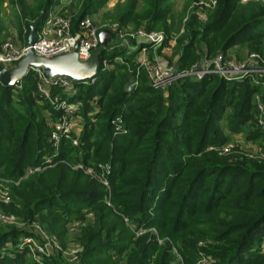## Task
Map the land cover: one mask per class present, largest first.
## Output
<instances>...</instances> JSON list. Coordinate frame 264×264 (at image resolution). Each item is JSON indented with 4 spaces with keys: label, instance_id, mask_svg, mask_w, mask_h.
<instances>
[{
    "label": "trees",
    "instance_id": "obj_1",
    "mask_svg": "<svg viewBox=\"0 0 264 264\" xmlns=\"http://www.w3.org/2000/svg\"><path fill=\"white\" fill-rule=\"evenodd\" d=\"M58 1L8 0L23 44L30 26L37 23L38 30ZM108 1L76 0L72 28ZM171 1L123 0L104 18L167 35L183 28L174 50L179 69L198 59L202 47L208 54L234 45L264 53V2L217 0L202 23L194 12L186 14L194 0L177 14ZM3 31L0 22V38ZM105 51L99 58L111 63L125 54L115 48L106 57ZM125 59L132 64L133 56ZM131 77L124 64L108 70L100 66L93 83L77 84L69 101L79 102L76 115L83 119L78 142L62 137L58 152L48 140L50 128L41 111L60 112L40 97L35 72L30 69L18 87L0 84V180L11 193L0 209L26 224L24 229L0 225V248L23 235L36 236L35 223L65 250L71 241L67 224L77 220L78 259L70 261L59 251L45 256L44 264H198L201 255L211 256L213 264H264V160L206 149L227 142L225 130L259 138L264 148L252 102L256 87L208 75L178 79L163 92L152 88L144 73L128 93ZM117 116L124 132H115ZM78 164L98 174L108 165L109 191ZM35 167L41 169L26 175ZM88 213L92 220L87 222ZM11 251V258L0 254V264L25 256Z\"/></svg>",
    "mask_w": 264,
    "mask_h": 264
},
{
    "label": "built area",
    "instance_id": "obj_2",
    "mask_svg": "<svg viewBox=\"0 0 264 264\" xmlns=\"http://www.w3.org/2000/svg\"><path fill=\"white\" fill-rule=\"evenodd\" d=\"M217 0H194L192 7L197 10L194 13L199 21L206 20V12L203 9H212ZM247 1V0H243ZM50 8L41 27L36 31V37L31 45V49L35 55L42 57H52L65 52H71L77 48L79 60H86L92 54L103 50H113L115 48L124 51L123 56H115L113 63L107 58L100 60V66L103 69H112L116 64L126 65L128 71L132 74L130 81L126 84L125 90L129 93L139 85L140 74L145 73L149 85L154 88L166 91L167 87L178 79L191 77L194 80H202L208 75H218L229 82H239L251 79L255 86H261L260 94H256L255 104L257 113L255 116L256 126L264 132V54L260 52H251L243 58H236L227 53L218 50L213 54H208L205 49L198 53L199 58L189 65L188 68L179 69L176 55L173 59L169 58V51H172L176 45L178 34L183 32V28L179 29L178 34L167 35L159 30H146L143 26L130 28L129 26L120 27L117 22L106 21L99 24L96 23L90 15L81 18L75 29L72 28V14L64 7L63 9ZM187 15L183 19L185 22ZM102 29H108L113 32L115 40L118 39L116 45L109 47L111 41L106 45H102L99 39V32ZM25 32V29L23 30ZM26 44H21L18 40L7 38L0 42V64L5 67L14 66L25 54ZM133 56L132 64L125 57ZM100 59V58H99ZM37 77V89L40 97L52 103L53 109L60 112L57 120L54 139L60 140L62 137L70 138L74 145L78 142V136L81 127V118L76 115L79 104H73L69 101V97L73 96L77 91V84L88 85L93 83L95 76L89 79L81 80L74 83L63 75L47 76L41 68H32ZM58 88L59 93L52 94V88ZM64 94V96L61 95ZM93 108H97V102L92 101ZM76 122V123H74ZM115 132H124L122 119L117 116L113 121ZM229 132V131H228ZM226 134V133H225ZM229 134H232L229 132ZM228 134V135H229ZM227 135V134H226ZM213 147V146H212ZM208 146L207 148H212ZM227 149V148H226ZM51 159L46 158V162ZM102 173L98 174L88 167L83 168L78 164L76 168L85 169L84 171L92 177L100 180L104 185L108 186L105 179V173L109 172V166H100ZM0 202L8 204L11 201L10 188L6 184V180H0ZM25 222L12 213H2L0 211V224H19ZM80 222H73L70 230H77ZM35 235L24 236L15 246L14 250L21 253L25 252V256L32 251V260L25 264H44V257L54 252H62V255L70 261L77 260L81 251L80 244L77 240L72 239L68 243L67 249L63 250L53 235H48L38 224L32 223ZM31 244V247H30ZM10 245V246H9ZM29 245V248L25 246ZM11 244H6L4 250L9 251ZM261 250L264 252V240L260 244ZM36 255V257H34ZM214 260L209 255H201L198 264H213ZM23 264V263H10Z\"/></svg>",
    "mask_w": 264,
    "mask_h": 264
},
{
    "label": "rangeland",
    "instance_id": "obj_3",
    "mask_svg": "<svg viewBox=\"0 0 264 264\" xmlns=\"http://www.w3.org/2000/svg\"><path fill=\"white\" fill-rule=\"evenodd\" d=\"M188 0H172L171 2L173 3V12L175 13V14H177V12H179V11H181V9L183 8V5L187 2ZM249 1H254V2H264V0H247V1H243V0H241V2L242 3H245V2H249ZM75 2H76V0H64V3L66 4L65 6H67L66 8V10L69 12V13H71L72 11H73V9H74V5H75ZM123 2V0H111V1H109L108 2V5L107 6H110V4H112L113 6H114V4H116V3H122ZM193 2V1H192ZM190 3L189 5H188V8H187V13L186 14H190V13H193L194 11H196L197 10V8L194 6V7H192L193 5V3ZM63 3V4H64ZM106 6V5H105ZM113 6H111L112 8H113ZM3 7V6H2ZM106 8V7H105ZM110 8V7H109ZM111 8V9H112ZM103 10H104V7L102 8ZM110 9V10H111ZM106 10V9H105ZM108 10V9H107ZM110 10H108V11H100L99 10V12H97L96 13V15H94V21L96 22V23H99V24H101V23H103L104 22V14H106V13H108ZM205 12H206V19H207V13L209 12V10H211V9H203ZM3 18H2V16H1V21H2V24H3V28H4V31L2 32V35H1V38H0V40L1 41H3V40H6L7 38H13L14 40H18L21 44L23 43L22 42V38H21V35H20V33H19V30L17 29V26H16V23H15V16H14V11L12 10V7L9 5V2H8V0H7V3H6V5H5V10L3 11ZM107 23H109L108 21H111V22H113V20H110V19H107V20H105ZM206 21V20H205ZM204 21V22H205ZM201 22V21H200ZM203 23V22H202ZM130 28H133L132 26H129ZM173 34H178V33H176V32H174ZM177 39V38H176ZM0 41V42H1ZM118 43V39L116 38L115 40H112V42H110V44H109V47L110 46H112V45H116ZM175 46L173 47V49H171L172 51H169V54H168V56H169V58H174L176 55H179L178 53H177V51L175 52L174 50H175ZM203 49H205L206 50V48L205 47H202ZM227 51L228 50H226L225 51V53H227ZM113 52H115V51H113V50H107V51H105V53H106V57L107 56H109V55H111ZM197 52H198V49H197ZM216 52V51H215ZM215 52H213V53H215ZM251 52H258V51H255V50H250L248 47H246V46H238V45H234L233 47H231V48H229V51H228V53L230 54V55H232L233 57H236V58H243L245 55H247V54H250ZM213 53H211V54H213ZM264 54V53H263ZM121 56H123L124 57V54H121ZM198 58H199V54H198ZM197 60V59H196ZM195 60V61H196ZM194 61V62H195ZM141 74H144L143 73V71L141 72ZM247 81H249V82H251L254 86H255V84L252 82V80L251 79H248ZM256 87V90H255V92L253 93V95H252V102H254L255 103V100H257L256 99V94H260L261 92H260V89H261V86H255ZM261 91H262V89H261ZM37 99H38V97H37ZM43 101L44 100H40L39 102H41V103H39L41 106L43 105ZM70 102H72V101H70ZM73 104H79V102H77V101H73L72 102ZM49 105H50V107H52V106H54L52 103H50L49 102ZM255 106H256V104H255ZM42 115H43V117H44V119H45V122L48 124V126H49V128H50V133H49V136H48V140H49V142L52 144V146H53V150H54V152H58V143H59V141L61 140H58V139H54L53 140V136H54V132H55V129H56V122H57V120L59 119V115H56V116H54V115H51L52 113H51V110H50V108H45V107H43L42 108ZM77 112V111H76ZM256 113H257V109H256V111H255V116H256ZM80 118H81V123L83 122V119H82V116L81 115H78ZM254 116V117H255ZM74 123H76V122H74ZM80 131V130H79ZM225 133L228 135L229 134V132L228 131H226L225 130ZM229 136V139H228V141L227 142H225V143H223L222 145H220V146H213L212 147V145L210 146V147H212V148H206L207 150H215V151H217V153L219 154V155H222V156H231L232 154L233 155H235V154H238L240 157L241 156H243V157H248V158H250V159H258V158H262L263 160H264V148L260 145V142L261 141H259V138L258 139H251V138H248L244 133H242V132H239V133H232V134H229L228 135ZM263 144V143H262ZM227 148V149H226ZM47 159H51L50 157H46ZM51 165V162H48V165L46 166V167H48V166H50ZM39 169H41V168H38V167H35V168H28L27 169V171H26V175L28 174V173H31V172H33V171H38ZM2 184H1V182H0V186H1ZM106 186V185H105ZM106 188H107V190L109 191V185L108 186H106ZM0 211L2 212V213H5V212H3L1 209H0ZM5 214H8V213H5ZM92 220V214L91 213H88L87 214V222L88 221H91ZM75 221H77V220H72V221H70V222H68V224H67V227H68V240L70 241V240H72V239H75V240H77L76 238H77V235H78V233H79V231H78V229L77 230H70L69 228L71 227V224L73 223V222H75ZM0 225H2V224H0ZM11 225H14L15 227H17V228H22V229H24V227H25V225H23V223H19V224H11ZM78 231V232H77ZM24 236H26V235H23V236H20L19 237V239L18 240H16V242H12V241H9V242H6V244H8V243H10L11 244V246L12 247H10V250L9 251H6V250H4V248L6 247L5 245L4 246H2L1 248H0V254H2V255H4L5 254V256H9V258H11L10 256H11V254L9 253L11 250H14V246L19 242V241H21L22 239H23V237ZM262 242V241H261ZM80 243V242H79ZM200 244H203L202 242H200ZM10 246V245H9ZM26 248H29V245H26L25 246ZM30 247H31V244H30ZM29 250H30V248H29ZM174 250V249H173ZM12 252V251H11ZM22 252H24V251H22ZM32 251H30V253L29 254H27V256H22V258L19 260V261H16V262H13V263H23V264H25L26 262H29V261H31L32 260V257H33V255H32V253H31ZM174 252H176V250H174ZM25 254V253H24ZM32 256V257H31ZM14 257V259H15V256H13ZM34 257H36V255H34ZM13 259V258H12ZM6 264V263H5Z\"/></svg>",
    "mask_w": 264,
    "mask_h": 264
},
{
    "label": "water",
    "instance_id": "obj_4",
    "mask_svg": "<svg viewBox=\"0 0 264 264\" xmlns=\"http://www.w3.org/2000/svg\"><path fill=\"white\" fill-rule=\"evenodd\" d=\"M37 31V23L29 28L26 42V54L12 67H5L0 64V84L7 87H18L22 79L32 68H41L45 75H63L74 83L89 79L98 73L100 69L99 54L94 53L86 60H79L77 48L71 52H65L49 58L35 55L31 49ZM114 34L108 29L99 32V39L102 45L113 40Z\"/></svg>",
    "mask_w": 264,
    "mask_h": 264
},
{
    "label": "crops",
    "instance_id": "obj_5",
    "mask_svg": "<svg viewBox=\"0 0 264 264\" xmlns=\"http://www.w3.org/2000/svg\"><path fill=\"white\" fill-rule=\"evenodd\" d=\"M109 1H111V0H109ZM108 1V2H109ZM108 2L103 6L104 7V10L102 9L103 7H101L99 10L101 11H108V10H110L112 7L111 6H113L112 4H110V6H107L108 5ZM6 3H7V0H3V3H2V9H1V12H0V22H2L1 21V16H2V18H3V11L5 10V5H6ZM64 0H59L55 5H54V7L53 8H55V10H57V9H63L64 7H67V6H65L66 4L64 3ZM106 7V8H105ZM110 7V8H109ZM106 9V10H105ZM108 9V10H107ZM99 10H98V12H99ZM97 13V12H96ZM96 13L95 14H93V15H90L91 17H92V19L94 18V15H96ZM178 13V12H177ZM94 20V19H93ZM105 20L106 19H104V22H105ZM109 41H111V40H109Z\"/></svg>",
    "mask_w": 264,
    "mask_h": 264
}]
</instances>
